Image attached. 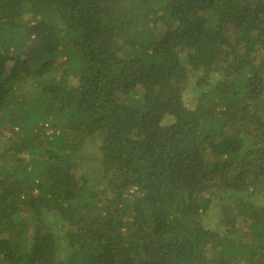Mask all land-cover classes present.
<instances>
[{
    "label": "trees",
    "instance_id": "1",
    "mask_svg": "<svg viewBox=\"0 0 264 264\" xmlns=\"http://www.w3.org/2000/svg\"><path fill=\"white\" fill-rule=\"evenodd\" d=\"M0 264H264V0H0Z\"/></svg>",
    "mask_w": 264,
    "mask_h": 264
},
{
    "label": "rangeland",
    "instance_id": "2",
    "mask_svg": "<svg viewBox=\"0 0 264 264\" xmlns=\"http://www.w3.org/2000/svg\"><path fill=\"white\" fill-rule=\"evenodd\" d=\"M191 84L192 85H190L189 88H187L184 91L185 92L184 99L187 105L193 107L194 100L197 98L196 95L198 94L195 93V87H194L195 82L192 81ZM99 146H100L99 141L83 142L81 144V149L85 156L84 158L87 161V164L89 165V166H86V168L84 169L85 176L87 177L88 180H90L91 178L96 179V176L99 175V172L101 170L100 159H99L100 158ZM88 151L90 153H88ZM94 185H96V188L102 187V182L98 180L97 182L94 183ZM210 222H213V220H210ZM210 222H207V223H210Z\"/></svg>",
    "mask_w": 264,
    "mask_h": 264
}]
</instances>
